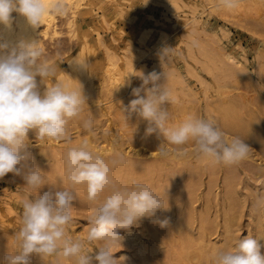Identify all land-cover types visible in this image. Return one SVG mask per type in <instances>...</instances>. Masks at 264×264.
I'll return each mask as SVG.
<instances>
[{
    "label": "rangeland",
    "instance_id": "1",
    "mask_svg": "<svg viewBox=\"0 0 264 264\" xmlns=\"http://www.w3.org/2000/svg\"><path fill=\"white\" fill-rule=\"evenodd\" d=\"M85 1H86L87 5H84L86 3H83L81 5L82 15L78 16V20L81 21L82 24L85 25L86 27H92V28L95 27V29H96V26H98L96 31L98 33H100L101 37L103 38L104 44H106V45L108 44L107 46L112 48L113 51H116L118 54L122 52L121 54L124 55V56L122 55L123 58H125V54H126V56H130L131 55V54L129 55L130 52L125 51V50H127L126 48L131 47V43L133 44L135 42L134 45H137V46L141 45L144 47L148 46L152 50L150 53L151 56L148 55L145 57V63H147V66L150 67L153 64L152 63L153 61L159 60L158 62L160 63V65L162 67L163 66L166 67V65L168 64L169 67L170 66L172 67V65L174 66L172 68V70H175V69L177 70L180 77L176 76L177 75L176 70L173 71V74L171 72V74H172V75L170 74L171 76L164 73L165 77L167 78L166 81L168 80L167 84L171 88L170 89L168 87V89H170V92L172 94L174 93L173 95L171 94L170 102L164 106L169 112V124L170 125L179 124L182 122L181 120H183L186 117V115L197 113L196 115L199 117L214 120L216 122V125L224 132L225 130L223 128H221V125L219 124V120L217 118V110H218L217 107H219L218 105H221L222 102H225L226 100L229 102L232 99H234V101L237 102L236 105L238 106V108L236 105H232L230 115H232V118L236 119V121H238L240 124L242 123V125H246L245 129H247V130H245L246 132L244 130H240L237 128V125H235V128H237L235 130H238V132L234 131V129H233L232 131L230 130L231 132L228 131V132H230L229 134L227 131H225L224 133L226 134L227 139H231L232 137L235 136V134L237 137L241 136L240 138L243 139L245 141V143L248 144L251 148L248 157L249 158L251 156L252 157L250 158L251 160L247 157L248 159L246 158L243 161L239 162L240 164L239 163L234 164L235 167H234V165H224L222 163L221 164H212L208 160L201 158V157H198L195 154L194 144L189 143L190 145L187 144V145L183 146L184 149L182 148L181 151H180V149H177V148L175 149V146L169 145L170 147L169 146L168 147H169L170 151L175 152V150H176V152H183V150H185V151H188L187 152L188 154H186L187 158L189 156L190 157L187 159L186 155H185V158H182L183 161H182V159H180L179 161H176V160L170 161L169 160V161H167V163H165L161 166L153 167L152 170H150V172H148V174L150 173V178L147 179L148 178L147 173H145L143 170H141V168L139 166H132L133 168L128 167V166H125V165H128V164H126V162H128V159H131V158H133L131 160H140V159L144 160L145 159L144 161L147 160V162H149V163H153L154 161H155V163L159 162L160 157L157 155H150L149 151L151 150V148H153V147L155 148V145H156V148L152 149L153 152H155L157 150V147L162 143L163 137L160 135L157 136L158 132H156L155 133L156 135L154 133L153 134L155 135V138L158 141L155 139L156 141L154 140L150 144H146L145 139H144L145 142H143L141 140L142 142L137 143L138 144L137 146H138V148L141 149L140 152L142 154H140V156L143 155V153H144V155L141 157L135 156V154L131 150V146H133V145H131V144H133L131 142H133L134 137L133 138H130V137H132L135 134V130L138 131L140 129L141 131L146 133V128L148 127L146 125L147 121H145L143 118L139 117L138 114H135V113L131 114L126 110L127 106L129 105V102L133 98H135L134 96H132L131 93L129 95L132 99L128 100V102L126 103L127 106L126 105L121 106V107L119 106L120 108H117V109L111 108V109L107 110L106 108H108L109 103L112 102V101H110L111 96L109 97V95H107V94H109L108 89H107L109 84L105 80V78L103 80V78H101L100 74L98 73V75L95 78V83L98 86H101V84L103 85L100 90L101 91L104 90V91H103V93L100 92V94H99V97L102 98V105H100V109L97 106H96V108L93 107V108L89 109L88 108L89 104H86L84 106V109H83L81 115L78 118H75V120L73 119L72 121L69 122L68 131H69V134L71 137L70 143L65 142V141H58V140L36 141L34 133H32V132L29 133V141L31 142L29 150H30L32 157H33V163L35 164V166H37L39 168L42 167L40 169H42V171L44 172V176H46V174L49 175V176L45 177V185H44V189H42V191H47L49 188H54L56 190H63L65 188H68L69 190H71L74 193L75 200L73 201V207L71 210L72 211V222L67 228L68 235L70 237H72L73 239L84 240L85 241V250L88 253H92V255H95L96 248L99 247L98 242H87L86 241V235H87L88 229L90 227L89 217L92 214V210L95 207V204H93L92 202H89L87 200V193L85 191L86 189H84L86 187L84 186V188H80L81 186H79V185L73 186V185L69 184L68 181H66V179H65L66 173L63 172L65 170L64 156H65V153L67 152V150L71 147L78 146L82 141H84L88 138L87 141H89L90 142L89 144H91V145H93V144H98V145L105 144L108 146L109 145L113 146L112 151L109 153L110 156H115V157L122 156L124 161L126 158L127 161H125L124 164H118L119 166L116 165L115 169H114V167L112 168V169H114V170H112V178L114 177L113 180L115 181V183L119 182L121 178L125 179V178L129 177V178L134 179V181L135 180L136 181L134 182L133 180L127 179V181L125 182L126 187H131L133 185V183H136L137 180H139L138 183L143 182L144 184H146L149 181L150 185H151V183H153L152 185H153V187L155 186V188L162 186V189L164 187L165 190L166 189L170 190L169 195H172V194L175 196L178 195L177 197H179V198L181 197V193L184 191L185 192L189 191L191 194L193 193L191 195V197H192L191 205L193 204L192 205L193 211L195 210L196 212H198L199 209L202 212L204 211L203 213L204 214L207 213L206 216L208 217V219L210 217L214 216L213 218L209 219V221L213 222V223L210 222V224H212L211 228L208 231H205V233H204L205 240L208 238L207 236H209V238L206 241L207 242L206 245L211 247V245L213 243L212 246H214V245L216 246V248H217L216 251H218V250H229L235 245V243L238 239L242 238L243 236H247V235L253 236L257 239L259 238L258 240L261 243V245H264V240H262V239L260 240L261 237L259 235L261 232L260 231L261 229H262V231H264V226H262V224H264V175H262V174H264V154H262V152H264V144H262V142H264V141H262V140H264V82H262V81H264V78H262V77H264V69L258 70L261 68L260 67L261 63H262V65H264V9H262V8H264V2H262V0H256L255 3L253 2L254 4H253V9L251 10V13L254 12L257 16H254L253 13L250 14L248 12L249 14L248 13L241 14V16L239 18L230 17L231 19H229V21H230L229 22L228 21L229 17H227V15L223 16L224 13H223L222 9H220V7H218V6H217L218 9L216 8V6H214V7L211 6V3L207 2L208 0H204V1L203 0H185L184 3H186V5H183V6L181 5V3L184 0H182V1H179V0H147V3H146V0H132V1L131 0H85ZM121 1H123V2H121ZM171 1H173V3L176 1V5H175V3H174V5L177 8H174V5H171V4H173V3H171ZM191 1H192V3H191ZM249 1H253V0H249ZM257 1H260V3H258ZM95 2H96V4H95ZM193 4H195V5H193ZM209 4L211 7H209ZM181 6H182V8H181ZM184 6H187V7H184ZM259 6L262 10L259 8ZM189 7H190V9H189ZM192 7L195 8L196 10H192L191 9ZM213 9L214 10L216 9L217 11L216 10L214 11ZM124 10H126V11H124ZM259 10H261V13ZM96 15H98V16H96ZM101 15L102 16L104 15V18H105L104 20L100 19V17H102ZM167 16L169 18H167ZM192 16L195 19H193ZM96 17H98L99 19H97ZM106 18H108L110 20H108ZM176 18H178L179 20ZM96 19H97V21H96ZM174 19H175V21H173ZM196 19L199 21H197ZM93 20H95V21H93ZM194 20L196 22H194ZM237 21H239L241 24ZM97 22H99L100 25ZM173 24L175 27L173 26ZM176 24H178V25H176ZM194 24L197 25V28L193 26L194 28H196L195 30L192 28V25H194ZM190 25H191V27H189ZM105 26H106V29H105ZM200 26H204L203 27L204 29H202V27L200 28ZM107 27H108V29H107ZM176 27L177 28L179 27L180 29H177ZM183 27H186V28L189 27L188 28L189 31H188V29H186V28L184 29ZM181 28H183V30ZM191 28H192V30H191ZM199 28H200V30L201 29L202 30L199 31L198 30ZM221 28H222V30H221ZM110 29H114V30H110ZM121 29H123V30H121ZM223 29L226 32H224ZM57 30L59 33L55 36L54 39H52V40L45 39V41L43 42L44 44L42 46V56H41L42 58H40V59L41 60H47V61L53 60V62H55L60 67L66 68L67 64L64 60L65 56L70 52L75 53L79 45L76 41L77 39L69 38L68 32L66 33L67 27L65 25V18L58 17ZM193 30H194V32L197 30V32L199 31V33L204 30L206 32L204 37H205V39H208V40H204V37L202 34L204 31L202 33H200V35H199V33L195 34L194 32H191ZM102 31H103V33H101ZM188 32H190L192 34L189 33L190 34L189 35ZM223 32H224V35H223ZM90 33L91 34L93 33L92 35H94L96 32L95 31L92 32V30H91ZM111 33L113 34V36ZM183 33H185V34L187 33V34L184 36ZM207 33H210L212 35H210V34L207 35ZM197 35H199V36H197ZM194 36H196L197 40L194 38ZM209 36H210V38H208ZM114 37L116 39L120 38V40L116 41ZM198 38L200 40H198ZM127 39H128V42H127ZM191 39L192 40L195 39V41H197L199 44L200 43L203 44L202 45L203 47L201 46L203 49H205L204 45L206 47H208V45H209L208 49L211 52V54H212V51H213V53L215 52V50H213V48H217V49L218 48H220V49L224 48L225 51L231 52V54H233L236 58L240 59V61L243 62V64L246 66V68H248L247 69L248 73H250L249 74L250 75V82L252 81L250 83L252 85H249L250 90L246 87V89H243V91L241 90L242 94H239L238 90L236 91V89H234V87L233 88L232 87L231 88H225L226 86H224V88H222V84L219 81H217V84L214 83V82H216L215 78H217V77L215 76V78H213L215 80H213L212 77L214 75L210 77L211 73L208 74L207 73L208 71H204L203 68L205 66L200 63V60H198V61L196 60L198 58H200V59L204 58V57H202V55H200L201 51L200 52L198 51V48H200L201 44L199 45L198 43L192 41ZM184 40H186V41H184ZM187 42H190V44ZM71 45H73V46H71ZM188 45H190V47L193 48L194 53H193V51H191L190 53H192L193 55L195 54L194 57H192V60L194 62L197 61V63H194L192 60H190L191 56L187 55V54H189V53H187V52H189L188 48L191 49ZM43 47L46 50H43L44 49ZM123 48H125L124 51H123ZM164 48H171V50H170L169 54L167 55V57H165L163 59V62H162V60H161V58H159V56H161L160 52H162V50ZM68 49H70V50H68ZM208 49H206V50H208ZM67 50H68V53H67ZM91 50L87 49V51L86 50L84 51L85 53L82 54L84 56V58H86V59H88L90 57L91 58H93V57L98 58L99 56L102 55L101 57H103V55H104L103 45L94 44L93 49H91ZM94 50L96 53L94 52ZM153 51H154L155 55L153 54ZM197 52H199L200 56L198 55ZM121 54H119V55H121ZM215 54L216 53H214V55ZM97 55H99V56H97ZM87 56H89V57H87ZM155 56H158V57H155ZM195 56L197 58H195ZM167 58H169L170 60H168ZM98 59H100V57ZM257 61H258V64H257ZM187 62L189 63V65H187L188 64ZM200 64L203 65L204 67L199 66ZM188 66L189 67L192 66L194 68V70L192 69V71H191V72L194 71L195 72L194 74H192L191 72L187 73L188 71H190V68ZM170 68H169V70H170ZM256 68H258V69H256ZM262 68H264V66H262ZM185 69H187V70H185ZM150 72H152V70L148 69V70H146V72L144 71L143 74L146 75ZM257 72H259V73L262 72V73L259 74ZM140 73H142V72H140ZM77 74H79V73H77ZM69 75H74V74L70 73ZM139 75H141V74H139V72L134 75V82H135V83H133V86L135 85L134 87H136V85H137V87H139L140 84L142 83L141 79L139 78ZM77 76L81 77V75H77ZM77 76L74 75V78H72V81H77ZM80 77H79V80H81ZM176 77H179L182 81L184 80L183 85H184V87L186 86V89L191 88L194 91L193 92L191 90V92H193L195 94L194 95V98H195L194 101L188 100V97L184 94V91L181 90V88H179L180 84L176 83L177 82ZM138 78H139V80H138ZM196 79H198V80H196ZM200 79H203V80L205 79L207 81V83H205V80H204L205 86L202 84L203 80L200 81ZM206 85L208 87V88H206L207 90L204 89L206 87ZM106 86H107V88H105ZM102 88H105V89H102ZM200 88H202V89H200ZM215 88H217V89H215ZM175 89H177V91L179 93ZM172 90H173V92H172ZM180 90L182 91V93H180ZM222 90L229 91L228 93L230 95L227 96L228 94ZM244 90L247 93H245ZM130 91H132V89H130ZM221 91L223 93H221ZM105 92H107V93L105 94ZM203 92H204V94H203ZM243 92H244V95H243ZM176 93L178 94V96ZM231 93L233 96L231 95ZM201 94H203V97ZM216 94H218V95H216ZM247 94H249L248 95L249 97L247 96ZM237 95L239 97L243 95L244 97H242L243 99L242 98L240 99L238 97L239 98L238 99ZM212 96H214V97H212ZM230 96H232V97H230ZM207 97L209 99H206ZM175 98H176V100H175ZM185 98H186V100H185ZM196 98H197V100H196ZM213 98L215 100H213ZM223 98L225 99V101ZM236 98H237V100H236ZM203 99H205V100H203ZM221 99H223V100H221ZM88 100H89V97L86 98V102ZM183 100H184V102H183ZM187 101H188V103H187ZM204 101H206V102H204ZM244 101H246V102H244ZM104 104H106V105H104ZM197 104H198V106H197ZM183 106H184V108H183ZM210 106L211 107L213 106V108L215 109L214 112H213V108H210ZM196 107H198V108L196 109ZM205 107H206V111H205ZM193 108L195 109V111H193ZM88 109H89V111H88ZM92 109H93V111H92ZM198 109H199V111H198ZM182 111H183V113H182ZM187 111H188V113H186ZM234 111L236 112V114L239 113L236 118H235L236 114L234 115V113H235ZM249 111L251 113H249ZM112 113H114V114L112 115ZM98 114H100V115H98ZM131 115H133V116H131ZM248 115H250V116L248 117ZM118 117H120V118H118ZM251 117H253V118H251ZM89 118H91L94 122L93 123V129L91 131H86L82 125H83L84 120L89 119ZM97 119H99L100 121ZM129 119H131V120H129ZM256 119H258V120H256ZM132 120L134 122H130ZM241 120H242V122H241ZM115 121H118V122H115ZM254 121H256V122H254ZM144 122H145V125L147 127L143 124ZM247 122H248V124H246ZM119 124H121L122 126ZM134 124H135V126H134ZM131 125H132L133 129L131 128ZM238 127H240V126L238 125ZM128 130L131 132H129ZM257 132H259V133H257ZM250 133H251V135H250ZM129 134H131V135H129ZM249 135H250V137H249ZM257 136H259V137L262 136V137H260L261 138V144H259L260 138L258 139ZM255 138H257L258 140ZM74 140H76L77 142ZM126 141H128L129 143ZM36 144H38V145H36ZM40 144H41V147H40ZM258 145H260L261 147H259ZM44 146H45V148H44ZM52 147H54V149ZM64 147H65V149H64ZM62 148H63V150H62ZM156 153H158V152H156ZM113 154H115V155H113ZM200 158L202 160H200ZM156 160H158V161H156ZM199 161H200V163H199ZM256 161H257V164H256ZM206 164H207V166H206ZM248 164L251 166H249ZM259 164H260V166H259ZM176 165H178L179 168ZM188 165H190L192 167L194 166L193 169H196V170L192 169L191 173L189 171H185L186 168L188 170V167H190ZM211 165L213 166L212 168H210ZM228 166H229V169H227ZM256 166L259 168H256ZM137 168L139 169V170H137L138 173L136 171ZM122 169L125 171H123ZM165 170L167 171V173L165 172ZM202 170H203V172H202ZM259 171H261V172H259ZM156 172H158V173H156ZM151 173H153L152 174L153 177H151L152 176ZM210 173H212L214 175H211ZM233 173H234V176H233ZM54 174H56V175H54ZM154 174H155V176H154ZM52 175H54V176H52ZM171 175H173L175 177H173V176L171 177ZM50 176H52V177H50ZM139 176H140V178H139ZM228 176H229V178H227ZM231 177H233V178H231ZM116 178H118L117 179L118 181L116 180ZM183 178L184 179L186 178L187 180L186 179L184 180ZM154 179H156V180L154 181ZM199 179H200V182H199ZM228 179H229V181H228ZM62 180H63V182L61 183ZM170 181H172V182L170 183ZM186 181L190 185H188V184L186 185ZM223 181L225 182V184ZM233 181H234V183H233ZM167 182H169V183H167ZM173 182H175V183H173ZM184 182H185V184H184ZM197 182H199V185L197 184ZM23 184H25V181L23 180L22 176H17V175H14L12 173H8L3 178H0V232H1V234H0L1 235V238H0L1 239L0 240V244H1L0 245V264H5V257L9 253L15 252L16 247H17L16 244L18 242L15 239V234L21 226V223H19V222L21 221L22 199H23V197L22 198L18 197V195H19L18 191L21 188H23L25 190V185H23ZM174 184H175V187H174ZM227 184H229L233 188V190H234L233 192L235 193L236 200L240 198L239 201H240V205H241L240 206L239 202H237V205H236L235 210H234V216L232 218L233 221H231V223H232V225H231L232 229H231V233H230V235H232L231 237H230V235L228 237V234H226V231H225V227H222V225L224 226V223H225L224 221L226 220V218L230 214V213H228V215H227L225 212V209H224V207L227 205V200H228L227 195L224 193V189H226L225 186H227ZM147 185L149 186V183ZM177 186L179 188H177ZM183 186L185 189L183 188ZM186 187H190L191 189L188 188V190H187ZM79 189H83V191L82 190L79 191ZM180 189H182V190H180ZM173 190H175V191H173ZM247 190H248V192H247ZM39 191L40 190H33L31 192H27V195H37L39 193ZM177 191H179L180 193ZM206 191H208V192H206ZM15 192H17L18 194ZM107 193L105 192L104 194L107 195ZM178 193L180 194V196ZM203 193L205 196L203 195ZM104 194L99 197L97 203L103 201L102 199L105 196ZM4 196H6V197H4ZM194 199H196L197 202ZM204 201L206 202V204ZM221 203L223 204V206ZM205 205H206V207H205ZM208 207H209V209H208ZM210 208H211V210H210ZM214 211H215V213H214ZM221 211H222V213H221ZM213 219H215V220L213 221ZM261 219H262V221H261ZM149 220L150 219H148V218H145V220L142 219L141 222H139L136 226L132 227L131 230L127 231V232H124L126 230H118L119 234L123 237V239L121 241L122 249L120 250V245H116L113 248V251L117 252V253H115V256L117 258L121 257L120 264H137V263L138 264H149V263L150 264L151 263L152 264H158V263L159 264H174V263L175 264H201L200 261H198V260L195 261L196 258H193L194 260L191 259L190 261H187V262H181V261L174 260V259L171 260L170 257L160 255V254L164 253V251H165L164 248L167 247L166 249L168 250V249H170V247L171 248L176 247V245L178 244V241L175 238L174 234H170V232L167 235L168 237L161 238V240H162L161 243H160V241H157V240L155 241L154 237H153L154 240L151 239L152 238L151 236H153L152 234L154 233V229L152 227V223ZM217 220H218V222H217ZM254 223H256V224H254ZM145 224H146V226H145ZM251 224H252V226H251ZM191 225L193 226V227L191 226L193 233L195 231L201 233V229L198 228L197 220L194 219V221H192ZM214 226H215V228H214ZM146 227H147V229H146ZM257 227H259V228H257ZM211 229H213V230H211ZM131 233H132V235H131ZM224 235H226V236H224ZM5 236H6V238H5ZM11 237H13V238H11ZM127 237H130V238H127ZM137 238L139 239V241ZM145 239H146V243H148L147 241L149 240V244L151 243L150 247L152 249L155 248V250L154 249H153V251L150 250L151 252L147 251L148 255L145 256L146 258H143L144 255H142V253L139 252V249H140L139 246H141L140 244L143 243V241L145 242ZM13 240H15V241H13ZM139 242H141V243L139 244ZM165 242H166V244H165ZM157 243H158V245H157ZM216 243H217V245H216ZM197 245L199 246V244H197ZM197 245H193V247H195V248H191V249H196V248L197 249L194 251L191 250L190 252H193V253L196 252L200 248V247L198 248ZM158 246H160V247H158ZM162 249H163V252H161ZM193 253H189V254H193ZM261 253L264 254V247L261 248ZM149 254H150V256H149ZM33 256L34 255H32L30 257V264H75L74 260H67V259L63 258L62 256H57V255L47 257V258H45V261L42 260L38 255H35L36 257L35 256L33 257ZM123 257L125 258L124 262H123ZM140 257H141V259H140ZM165 257H166V259H165ZM147 259H149L151 261H149ZM143 261H145V263ZM165 261H167V262L165 263ZM179 262H181V263H179ZM211 263L215 264V261H211L210 264Z\"/></svg>",
    "mask_w": 264,
    "mask_h": 264
},
{
    "label": "clouds",
    "instance_id": "2",
    "mask_svg": "<svg viewBox=\"0 0 264 264\" xmlns=\"http://www.w3.org/2000/svg\"><path fill=\"white\" fill-rule=\"evenodd\" d=\"M220 4L232 11L239 6V0H220ZM50 10L62 14L65 5L62 0L53 4H46L45 0H0V25L11 31L12 14L17 13L28 26L37 29ZM170 50H162L161 60ZM41 56L38 42L22 39L12 44L0 34V178L13 173L22 176L26 192L40 190L37 195H28L22 200L21 226L15 234L17 247L5 257V264H30L32 255L44 261L57 255L74 260L75 264H120L121 257L117 258V252L113 251L116 245L122 249L123 237L118 230L130 231L142 219L153 218L168 206L147 184L118 186L112 178V168L123 164V157L105 160L84 140L65 153V173L69 184L86 187L87 200L95 204L86 235L87 242L99 244L95 255L85 250L84 240L68 235L74 193L68 188L42 191L45 176L33 163L29 133H34L36 141L70 143L69 122L81 115L86 97L80 83L76 88H69L58 82L41 93L37 78L44 82L54 78L57 71L54 64L41 60ZM72 64L88 70L87 62ZM139 78L142 83L132 88L135 98L126 110L148 122L146 135L158 132L163 137L156 150L161 156L168 155L169 145L182 149L192 143L195 154L212 164L234 165L248 157L250 146L237 136L228 140L214 120L189 114L181 123L170 125L169 112L164 107L171 98L164 83L165 74L152 71L146 75L141 73ZM82 126L91 131L93 120H84ZM106 191L103 201L97 203ZM168 223L167 219L161 220L160 226ZM262 247L257 238L243 236L231 249L218 250L214 261L215 264H264Z\"/></svg>",
    "mask_w": 264,
    "mask_h": 264
},
{
    "label": "bare ground",
    "instance_id": "3",
    "mask_svg": "<svg viewBox=\"0 0 264 264\" xmlns=\"http://www.w3.org/2000/svg\"><path fill=\"white\" fill-rule=\"evenodd\" d=\"M132 1V0H131ZM179 1H182V0H179ZM204 1V0H203ZM56 2V0H45V3L46 4H53V3H55ZM62 2H63V4L65 5V11L61 14V13H56V12H54V11H49L46 15H45V17L43 18V20H42V22H41V26L39 27V28H37V29H32L30 26H28L27 24H26V22L24 21V19L21 17V16H19V14H17V13H13L12 14V16H13V18H14V20H13V24H12V30L11 31H8L7 29H4V27L2 26V25H0V34H2L3 35V39L5 40V41H8V42H11L12 44H16V43H18L20 40H26V41H36V42H38V47H39V49L41 50V52H42V46H43V42L45 41V39H50V40H52V39H54L55 38V36L59 33L58 32V30H57V20H58V17H61V18H65V25H66V27H67V31H66V33L68 32V34H69V38H74V39H77L76 41H77V43H78V48H77V50H76V52L75 53H72V52H70V53H68V50H70V49H68L67 50V55L65 56V58H64V60H65V62H66V64H67V66H66V68H63V67H60L59 65H57L55 62H53V60H51V61H49L50 63H52V64H54L55 66H56V69H57V71H56V75H55V77L54 78H48L47 80H45L44 82H42L41 80H40V78L38 77L37 78V80H38V84H39V89H40V91H41V93H43V91H44V89L47 87V86H53L55 83H58V82H62L63 84H65L66 86H68L69 88H76V87H78V85H79V83L82 85V88H83V93H84V95H85V97L87 98V97H89V100L86 102V104H89V106H88V108L89 109H91V108H96V106L100 109V105H102V98H100L99 97V94H100V92H102L103 93V91L104 90H100L101 89V87L103 86L102 84H101V86H98L96 83H95V78H96V76L98 75V73L100 74V76H101V78H103V80H104V78H105V80L108 82V88H107V86L105 87V88H107L108 89V93L109 94H107V95H109V97L111 96V99H110V101H112L111 103H109V105H108V108H106L107 110L108 109H111V108H114V109H117V108H120L121 106H125L126 105V103L128 102V100H130V99H132L131 97H130V93H132V91H130V89H132L134 86H133V83H135L134 82V75L136 74V73H138L139 72V74H141L140 72H146V70H148V69H150V70H152V71H155V72H157V73H165V74H167V75H170L171 74V72H172V74H173V71H175V70H172V68L174 67L173 65H172V67L170 68L169 66H168V64L166 65V67L165 66H161L160 65V63L157 61V60H155V61H153L152 63V65L149 67V66H147V63H145V57L146 56H148V55H150V53H151V49L149 48H147V47H144V46H137V45H134V43L132 44L131 43V47H129V48H126L127 50H125V51H128V52H130L129 53V55L130 56H126V54H125V58H123V54H121V53H119V54H121V55H119L116 51H113L112 50V48H110V47H108L106 44H104V42H103V38L101 37V35H100V33H98L97 31H96V29H97V27L98 26H96V29H95V27H86L85 25H83L82 24V22L81 21H79L78 20V16H81L82 15V9H81V5L83 4V3H86V1L85 0H62ZM105 2V1H104ZM121 2H123V1H121ZM185 2V0L181 3V5L183 6V5H186V3H184ZM208 3H211V6H216V8L218 9V7H220V9H222V11H223V16H225V15H227V17H229L228 18V21H229V19H231L230 17H232V18H239L240 16H241V14H245V13H250V14H252L253 13V15L254 16H257L254 12H252L251 13V10L253 9V4L256 2V0H253V1H247V0H239V6L235 9V10H232V11H228V10H225L222 6H221V4H220V0H208L207 1ZM254 2V3H253ZM258 3H260V1H257ZM262 2H264V0H262ZM102 3V2H101ZM171 3H173V1H171ZM175 3V5H176V1L174 2ZM174 3L173 4H171V5H174ZM191 3H192V1H191ZM95 4H96V2H95ZM161 4V3H160ZM178 4V3H177ZM189 4V3H188ZM187 4V5H188ZM84 5H87V3L86 4H84ZM103 5V4H102ZM175 5H174V8H177V7H175ZM193 5H195V4H193ZM192 5V6H193ZM208 5V4H207ZM261 5V4H260ZM99 6V5H98ZM178 6V5H177ZM182 6H181V8H182ZM199 6V5H198ZM210 6V4H209V7H211ZM218 6V7H217ZM105 7V6H104ZM108 7V6H107ZM121 7V6H120ZM180 7V6H179ZM184 7H187V6H184ZM200 7V6H199ZM208 7V8H209ZM262 7V6H261ZM122 8V7H121ZM170 8V7H169ZM201 8V7H200ZM259 8H260V6H259ZM91 9V8H90ZM109 9V8H108ZM171 9V8H170ZM189 9H190V7H189ZM192 10H196L195 8H191ZM212 9V8H211ZM261 9V8H260ZM262 9H264V8H262ZM261 9V10H262ZM214 10V9H213ZM216 10V9H215ZM214 10V11H215ZM261 10H259L260 11V13H261ZM124 11H126V10H124ZM204 11V10H203ZM217 11V10H216ZM170 12V11H169ZM191 12V11H190ZM193 12V11H192ZM200 12V11H199ZM198 13V12H197ZM196 13V14H197ZM248 13V14H249ZM98 14V13H97ZM102 14V13H101ZM193 14V13H192ZM199 14V13H198ZM150 15V14H149ZM171 15V14H170ZM173 15V14H172ZM252 15V16H253ZM92 16V15H91ZM96 16H98V15H96ZM102 16V15H101ZM177 16V15H176ZM186 16V15H185ZM250 16V15H249ZM261 16V15H260ZM86 17V16H85ZM182 17V16H181ZM187 17V16H186ZM195 17V16H194ZM220 17V16H219ZM97 19H99L98 17H96ZM167 18H169L168 16H167ZM188 18V17H187ZM192 18H193V16H192ZM225 18V17H224ZM97 19H96V21H97ZM100 19H102V20H104L105 18H104V15L102 16V17H100ZM106 19H108V18H106ZM171 19V18H170ZM176 19H178V18H176ZM193 19H195V18H193ZM243 19V18H242ZM64 20V19H63ZM101 20V21H102ZM108 20H110V19H108ZM124 20V19H123ZM179 20V19H178ZM181 20V19H180ZM197 20V19H196ZM93 21H95V20H93ZM100 21V22H101ZM171 21V20H170ZM173 21H175V19L173 20ZM177 21V20H176ZM197 21H199V20H197ZM242 21V20H241ZM85 22V21H84ZM181 22V21H180ZM187 22V21H186ZM194 22H196L195 20H194ZM230 22V21H229ZM232 22V21H231ZM237 22H239V21H237ZM243 22V21H242ZM64 23V22H63ZM97 23H99V22H97ZM109 23V22H108ZM116 23V22H115ZM172 23V22H171ZM175 23V22H174ZM240 23V22H239ZM92 24V23H91ZM241 24V23H240ZM256 24V23H255ZM98 25V24H97ZM99 25H100V23H99ZM107 25V24H106ZM114 25V24H113ZM176 25H178V24H176ZM180 25V24H179ZM184 25V24H183ZM187 25V24H186ZM90 26V25H89ZM93 26V25H92ZM95 26V25H94ZM173 26H174V24H173ZM196 27L197 28V25L196 24H194V25H192V28L195 30L196 28H194V27ZM102 27V26H101ZM110 27V26H109ZM175 27V26H174ZM189 27H191V25L189 26ZM188 27V28H189ZM202 27V29H204L203 27L204 26H200V28ZM103 28V27H102ZM114 28V27H113ZM124 28V27H123ZM177 28V27H176ZM184 29L186 28V27H183ZM183 28H181L182 30H183ZM188 28H186V29H188ZM192 28H191V30H192ZM200 28L198 29L199 31H201L200 30ZM105 29H106V26H105ZM107 29H108V27H107ZM177 29H180L179 27L177 28ZM92 30V32L93 31H95L96 33L94 34V35H92L91 33H90V31ZM110 30H114V29H110ZM121 30H123V29H121ZM194 30L193 31H191V32H194ZM220 30V29H219ZM221 30H222V28H221ZM99 31V30H98ZM186 31V30H185ZM188 31H189V29H188ZM199 31L197 32V30L194 32L195 34H198L199 33ZM204 31V30H203ZM202 31V32H203ZM223 31H224V29H223ZM125 32V31H124ZM150 32V31H149ZM183 32V31H182ZM202 32H200V33H202ZM205 32V31H204ZM202 33L203 34V37H204V35L206 34V32L205 33ZM208 32V31H207ZM224 32H226V31H224ZM224 32H223V35H224ZM101 33H103V31L101 32ZM190 32H188V34H189ZM193 33V34H194ZM200 33H199V35H200ZM97 34V35H96ZM112 34V33H111ZM127 34V33H126ZM184 34V36L187 34H185V33H183ZM182 34V35H183ZM190 34H192V33H190ZM189 34V35H190ZM210 33H207V35H209ZM215 34V33H214ZM226 34V33H225ZM119 35V34H118ZM199 35H197V36H199ZM206 35V36H207ZM210 35H212V34H210ZM112 36H113V34H112ZM132 36V35H131ZM121 37V36H120ZM187 37V36H186ZM202 37V36H201ZM113 38V37H112ZM115 38V37H114ZM188 38V37H187ZM193 38V37H192ZM194 38L196 39V36H194ZM207 38V37H206ZM208 38H210V36L208 37ZM217 38V37H216ZM73 39V40H74ZM129 39V38H128ZM128 39H127V42H128ZM195 39H191L192 41H194V42H196V43H198L197 41H195ZM202 39V38H201ZM115 40L117 41V40H120V38H118V39H116L115 38ZM197 40V39H196ZM198 40H200L199 38H198ZM203 40V39H202ZM204 40H208V39H205V37H204ZM203 40V41H204ZM75 41V40H74ZM132 41V40H131ZM184 41H186V40H184ZM215 41V40H214ZM219 41V40H218ZM181 42V41H180ZM206 42V41H205ZM187 43H189L190 44V42H187ZM193 43V42H192ZM204 43V42H203ZM208 43V42H207ZM74 44V43H73ZM94 44H99V45H103V48H104V55H103V57H101V56H99V55H97V56H99L100 57V59H98L97 57H93V58H88V59H86V58H84V56L82 55L83 53H85L84 51L86 50L87 51V49L88 50H91V49H93V46H94ZM129 44V43H128ZM140 44V43H139ZM194 44V43H193ZM199 44V43H198ZM201 44V43H200ZM199 44V45H200ZM110 45V44H109ZM112 45V44H111ZM203 44H201L200 45V48H198V51L201 53L200 55H202V57H204L202 60L200 59V58H198V59H196L197 61L198 60H200V63L201 64H203V65H199V66H201V67H204L203 68V70L204 71H208L207 73L208 74H210V77L211 76H213L212 77V79L213 78H215V76L217 77V78H215V79H213V80H215L216 82H214V83H216L217 84V81H219L221 84H222V88H224V86H226L225 88H233L234 87V89H236V91L238 90V93L239 94H242L241 92L243 91V89H246V87L249 89V85H252V84H250L251 82H250V73H248V71H247V69L248 68H246V66L243 64V62L242 61H240V59H238V58H236L233 54H231V52H227V51H225L224 50V48L221 50L220 48H213V50H215V52L214 53H216L215 55H214V53H213V51H212V54H211V52L209 51V49H208V47H209V45H208V47H206L205 45H204V47H205V49H203L202 46ZM213 45V44H212ZM218 45V44H217ZM71 46H73V45H71ZM189 47H190V45H188ZM187 46V47H188ZM202 46V47H201ZM219 46V45H218ZM217 46V47H218ZM70 47V46H69ZM102 47V46H101ZM199 47V46H198ZM212 47V46H211ZM216 47V46H215ZM44 48V47H43ZM71 48V47H70ZM73 48V47H72ZM125 48H123V51H124V49ZM162 48V47H161ZM191 48V47H190ZM202 48V49H201ZM206 49H208V50H206ZM211 49V48H210ZM217 49V50H216ZM43 50H46L45 48L43 49ZM96 50V49H95ZM95 50H94V52H95ZM196 50V49H195ZM212 50V49H211ZM92 51V50H91ZM188 51L189 52H187V53H189V54H187L188 56H191L190 58V60H192V57H194V55L192 54V53H190L191 51H193V48H191V49H189L188 48ZM197 51V50H196ZM66 52V51H65ZM199 52H197L198 53V55H199ZM46 53V52H45ZM96 53V52H95ZM98 53V52H97ZM126 53V52H125ZM161 53V52H160ZM193 53H194V51H193ZM66 54V53H65ZM93 54V53H92ZM99 54V53H98ZM153 54H154V51H153ZM193 56H192V55ZM123 55V56H122ZM155 55V54H154ZM153 55V56H154ZM199 55V56H200ZM151 56V55H150ZM149 56V57H150ZM243 56V55H242ZM262 56V55H261ZM87 57H89V56H87ZM155 57H158V56H155ZM241 57V56H240ZM256 57V56H255ZM42 58V57H41ZM159 58H160V56H159ZM195 58H197L196 56H195ZM125 59V60H124ZM156 59V58H155ZM158 59V58H157ZM168 60H170L169 58H167ZM245 59V58H244ZM243 59V60H244ZM258 59V58H257ZM261 59V58H260ZM61 60V59H60ZM195 60V59H194ZM75 61H81V62H87V64H88V70H85V69H82V68H80V67H78V66H76V65H74V64H72V62H75ZM161 61V60H160ZM193 61V60H192ZM197 61L196 62H194V63H197ZM203 63H202V62ZM246 61V60H245ZM259 61V60H258ZM258 61H257V64H258ZM162 62H163V60H162ZM186 62V61H185ZM64 63V62H63ZM188 63V62H187ZM186 63V64H187ZM199 63V62H198ZM165 64V63H164ZM187 65H189V63L187 64ZM186 65V66H187ZM261 65H262V63H261ZM260 65V69H258V68H256V69H258V70H261V69H264V68H262V66H264V65H262L261 66ZM170 68V70H169V68ZM189 67V66H188ZM192 67V66H191ZM189 67L190 68V71H186L187 73H189V72H191L192 71V69L194 70V68L192 67ZM186 68V67H185ZM255 69V68H254ZM185 70H187V69H185ZM257 70V71H258ZM176 72H177V70H176ZM74 74V75H81V77L80 76H77V81H72V78H74V75H69V74ZM77 73H79V74H77ZM192 74H194L195 72L193 71V72H191ZM206 73V74H207ZM257 73H259V72H257ZM262 73V72H261ZM261 73H259V74H261ZM171 74V75H172ZM258 74V75H259ZM166 75V76H167ZM170 75V76H171ZM196 75V74H195ZM256 75V74H255ZM175 76V75H174ZM176 76H179V74H178V72H177V75ZM198 76V75H197ZM261 76V75H260ZM79 77H80V79L81 80H79ZM180 77V76H179ZM179 77H176V83H179L180 84V86H179V88H181V90H183L184 91V94L188 97V100H192V101H194V91L191 89V88H188V89H186V86L184 87V80L182 81ZM196 77V76H195ZM201 77V76H200ZM182 78V77H181ZM262 78H264V77H262ZM137 79V78H136ZM167 79V78H166ZM166 79H165V81H164V83H165V85H166V87L168 88L169 86H168V84H167V81H166ZM175 79V78H174ZM173 79V80H174ZM183 79V78H182ZM79 80V81H78ZM138 80H139V78H138ZM196 80H198V79H196ZM201 80H203V79H200V81ZM205 80V79H204ZM204 80L202 81V84L205 86V83H207V81L205 80V83H204ZM221 80V81H220ZM252 80V79H251ZM102 81V80H101ZM136 81V80H135ZM256 81V80H255ZM100 82V81H99ZM103 82V81H102ZM138 82V81H137ZM174 82V81H173ZM199 82V81H198ZM262 82H264V81H262ZM201 83V82H200ZM129 84H130V86H129ZM187 84V83H186ZM201 84V85H202ZM209 84V83H208ZM207 84V85H208ZM257 84V83H256ZM170 85V84H169ZM173 85V84H172ZM207 85H206V87L204 88L205 90H207L206 88H208L207 87ZM213 85V84H212ZM174 86V85H173ZM188 86V85H187ZM262 86V85H261ZM136 87H137V85H136ZM172 87V86H171ZM189 87V86H188ZM214 87V86H213ZM105 88H102V89H105ZM135 88V87H134ZM170 88V87H169ZM106 89V90H107ZM171 89V88H170ZM169 89V90H170ZM190 89V90H189ZM200 89H202V88H200ZM215 89H217V88H215ZM253 89V88H252ZM176 91H177V89H175ZM180 90V93H182V91ZM191 90L193 91V92H191ZM242 90V91H241ZM250 90V89H249ZM175 91V92H176ZM217 91V90H216ZM222 91H224V90H222ZM221 91V93H223ZM245 91V90H244ZM252 91V90H251ZM172 92H173V90H172ZM178 92V91H177ZM186 92V93H185ZM207 92V91H206ZM205 92V93H206ZM224 92H226L228 95L227 96H229L230 94L228 93L229 91H227V90H225ZM231 92V91H230ZM254 92V91H253ZM252 92V93H253ZM107 92H105V94H106ZM171 93V92H170ZM179 93V92H178ZM245 93H247L246 91H245ZM172 94V93H171ZM174 94V93H173ZM172 94V95H173ZM177 94V93H176ZM203 94H204V92H203ZM203 94H201L202 95V97H203ZM236 94V93H235ZM183 95V94H182ZM181 95V96H182ZM216 95H218V94H216ZM220 95V94H219ZM222 95V94H221ZM231 95H232V93H231ZM243 95H244V92H243ZM238 96L237 95V98L239 97L240 99L242 98V97H244V96ZM249 94H247V96H248ZM175 96V95H174ZM177 96H178V94H177ZM185 96V97H186ZM207 96V95H206ZM233 96V95H232ZM232 96H230V97H232ZM235 96V95H234ZM251 96V95H250ZM108 97V96H107ZM176 97V96H175ZM184 97V96H183ZM197 97V96H196ZM205 97V96H204ZM211 97V96H210ZM212 97H214V96H212ZM225 97V96H224ZM249 97V96H248ZM177 98V97H176ZM176 98H175V100H176ZM237 98H236V100H237ZM238 98V99H239ZM247 98V97H246ZM134 99V98H133ZM180 99V98H179ZM183 99V98H182ZM206 99H209L208 97L206 98ZM224 99V98H223ZM223 99H221V100H223ZM243 99V98H242ZM254 99V98H253ZM258 99V98H257ZM174 100V99H173ZM174 100V101H175ZM185 100H186V98H185ZM196 100H197V98H196ZM195 100V101H196ZM203 100H205V99H203ZM213 100H215L214 98H213ZM220 100V101H221ZM231 100V99H230ZM245 100V99H244ZM108 101V100H107ZM208 101V100H207ZM218 101V100H217ZM224 101H225V99H224ZM227 101V100H226ZM222 102V104L221 105H218L219 107H217L218 108V110H217V118H218V120H219V124L221 125V128H223L225 131H232L233 129H234V131H237L238 132V130H235V129H240V130H247V129H245L246 128V125H242V123L240 124L238 121H236V119H234V118H232V115H230V111H231V106L232 105H236V101H234V99H232L231 101H227V102ZM239 101V100H238ZM249 101V100H248ZM105 102V101H104ZM182 102V101H181ZM183 102H184V100H183ZM197 102V101H196ZM195 102V103H196ZM204 102H206V101H204ZM244 102H246V101H244ZM260 102V101H259ZM119 103V104H118ZM186 103V102H185ZM187 103H188V101H187ZM209 103V102H208ZM217 103V102H216ZM182 104V103H181ZM192 104V103H191ZM212 104V103H211ZM210 104V105H211ZM219 104V103H218ZM246 104V103H245ZM104 105H106V104H104ZM177 105V104H176ZM184 105V104H183ZM186 105V104H185ZM216 105V104H215ZM247 105V104H246ZM256 105V104H255ZM120 106V107H119ZM127 106V105H126ZM197 106H198V104H197ZM237 106V105H236ZM235 106V107H236ZM106 107V106H105ZM179 107V106H178ZM193 107V106H192ZM244 107V106H243ZM124 108V107H123ZM183 108H184V106H183ZM187 108V107H186ZM198 107H196V109H197ZM210 108H213V106L211 107L210 106ZM237 108H238V106H237ZM236 108V109H237ZM248 108V107H247ZM262 108V107H261ZM89 109H88V111H89ZM252 109V108H251ZM87 110V109H86ZM97 110V109H96ZM92 111H93V109H92ZM193 111H195V109L193 108ZM198 111H199V109H198ZM205 111H206V107H205ZM215 111V109L213 108V112ZM91 112V111H90ZM181 112V111H180ZM185 112V111H184ZM190 112V111H189ZM235 112V111H234ZM239 112V111H238ZM175 113V112H174ZM182 113H183V111H182ZM186 113H188V111L186 112ZM244 113V112H243ZM242 113V114H243ZM248 113V112H247ZM246 113V114H247ZM249 113H251L250 111H249ZM248 113V114H249ZM93 114V113H92ZM105 114V113H104ZM114 113H112V115H113ZM132 114V113H131ZM197 114V113H196ZM195 114V115H196ZM216 114V113H215ZM232 114V113H231ZM236 114V112L234 113V115ZM239 114V113H238ZM238 114H236L235 115V118L237 117V115ZM98 115H100V114H98ZM173 115V114H172ZM182 115V114H181ZM185 115V114H184ZM241 115V114H240ZM239 115V116H240ZM256 115V114H255ZM102 116V115H101ZM111 116V115H110ZM131 116H133V115H131ZM130 116V117H131ZM187 116V115H186ZM247 116V115H246ZM250 115H248V117H249ZM121 117V116H120ZM120 117H118V118H120ZM171 117V116H170ZM98 118V117H97ZM181 118V117H180ZM251 118H253V117H251ZM132 119V118H131ZM131 119H129V120H131ZM137 119V118H136ZM183 119V118H182ZM75 120V119H74ZM78 120V119H77ZM97 120H99V119H97ZM117 120V119H116ZM119 120V119H118ZM134 120V119H133ZM130 121V122H134V121ZM172 120V119H171ZM175 120V119H174ZM173 120V121H174ZM240 120V119H239ZM256 120H258V119H256ZM261 120V119H260ZM100 121V120H99ZM172 121V122H173ZM180 121V120H179ZM181 121H183V120H181ZM250 121V120H249ZM76 122V121H75ZM115 122H118V121H115ZM129 122V123H130ZM241 122H242V120H241ZM254 122H256V121H254ZM74 123V122H73ZM94 123V122H93ZM144 125H145V122L143 123ZM246 124H248V122L246 123ZM258 124V123H257ZM119 125H121V124H119ZM129 125V124H128ZM147 126H148V122H147V124H146ZM145 125V126H146ZM235 125H237V128H235ZM238 125L240 126V127H238ZM116 126V125H115ZM118 126V125H117ZM122 126V125H121ZM134 126H135V124H134ZM146 126V127H147ZM245 126V127H244ZM131 128H132V125H131ZM254 128V127H253ZM133 129V128H132ZM249 129V128H248ZM120 130V129H119ZM122 130V129H121ZM129 131V130H128ZM127 131V132H128ZM224 131V132H225ZM230 131V132H231ZM256 131V130H255ZM261 131V130H260ZM129 132H131V131H129ZM128 132V133H129ZM137 132V133H136ZM230 132H228V134L230 133ZM246 132V131H245ZM250 132V131H249ZM252 132V131H251ZM125 133V132H124ZM253 133V132H252ZM257 133H259V132H257ZM155 134V133H154ZM154 134H151V135H146V133H144L143 131H141L140 129L137 131V130H135V134L132 136V137H130V138H133L134 137V139H133V142H131L130 140V142L131 143H133V144H131V145H133V146H131V150H132V152L135 154V156H137V157H141V156H143L144 155V153H143V155H141L140 156V154H142L141 152H140V148H138V144L137 143H139V142H145L144 141V139L146 140V144H150L152 141H154L156 138H155V135ZM158 135L157 136H159L160 134L159 133H157ZM233 134V133H232ZM235 134V133H234ZM239 134V133H238ZM241 134V133H240ZM255 134V133H254ZM128 135V134H127ZM129 135H131V134H129ZM242 135V134H241ZM250 135H251V133H250ZM250 135H249V137H250ZM257 135V134H256ZM31 136V135H30ZM156 136V137H157ZM161 136V135H160ZM235 136H236V134H235ZM32 137V136H31ZM34 137V136H33ZM81 137V136H80ZM239 137H241V136H239ZM246 137V136H245ZM260 137H262V136H260ZM259 136H257V138L259 139L260 138ZM87 138V137H86ZM129 138V139H130ZM227 138V137H226ZM257 138H255V139H257ZM88 139V138H87ZM86 139V140H87ZM251 139V138H250ZM257 139V140H258ZM36 140V139H35ZM106 140V139H105ZM125 140V139H124ZM128 140V139H127ZM132 140V139H131ZM142 140V141H141ZM157 140V139H156ZM155 140V141H156ZM161 140V139H160ZM228 140H231V139H228ZM74 141H76V140H74ZM107 141V140H106ZM158 141V140H157ZM255 141V140H254ZM262 141H264V140H262ZM77 142V141H76ZM104 142V141H103ZM126 142H128V141H126ZM260 143L259 144H261V138H260V141H259ZM31 143V142H30ZM88 143H90L89 141H88ZM97 143V142H96ZM129 143V142H128ZM158 143V142H157ZM45 144V143H44ZM78 144V143H77ZM109 144V143H108ZM192 144V143H191ZM262 144H264V142H262ZM36 145H38V144H36ZM158 145V144H157ZM188 145H190V144H188ZM130 146V145H129ZM140 146V145H139ZM259 147H261L260 145H258ZM40 147H41V144H40ZM89 147H90V149L92 150V151H94L95 153H97V154H99V155H101L103 158H105V160H108V161H110V160H112V159H114V158H116L115 156H110L109 155V153L112 151V149H113V146H111V145H105V144H102V145H98V144H93V145H91V144H89ZM170 147V146H169ZM169 147H168V155L167 156H161L160 154H159V152L158 153H156V151L155 152H153V150L152 149H155L156 148V145H155V148L153 147V148H151V150L149 151V154L150 155H157V156H159L160 158H159V162H156L155 163V161L153 162V163H149V162H147V160L146 161H144V160H131V159H133V158H131V159H128V162H126V164H128V165H125V166H128V167H132V166H139L140 168H141V170H143L145 173H147V175H148V178L147 179H149L150 178V173L148 174V172H150V170H152V168L153 167H155V166H161V165H163V164H165V163H167V161H171V160H176V161H179L180 159H182V158H185V155L186 154H188L187 152L188 151H185V150H183V152H176V150H175V152H173V151H170L169 150ZM44 148H45V146H44ZM43 148V149H44ZM53 149H54V147H52ZM143 148V147H142ZM158 148V147H157ZM186 148V147H185ZM64 149H65V147H64ZM67 149V148H66ZM130 149V148H129ZM173 149V148H172ZM175 149H176V147H175ZM184 149V148H183ZM47 150V149H46ZM62 150H63V148H62ZM127 150V149H126ZM174 150V149H173ZM188 150V149H187ZM195 150V149H194ZM258 150V149H257ZM123 151V150H122ZM180 151H181V149H180ZM191 151V150H190ZM50 152V151H49ZM195 152V151H194ZM63 153V152H62ZM124 153V152H123ZM147 153V152H146ZM192 153V152H191ZM255 154V153H254ZM262 154H264V152H262ZM40 155V154H39ZM112 155V154H111ZM113 155H115V154H113ZM128 155V154H127ZM191 155V154H190ZM38 156V155H37ZM134 156V155H133ZM145 157V156H144ZM190 157V156H189ZM188 157V158H189ZM252 157V156H251ZM250 157V158H251ZM52 158V157H51ZM186 158H187V155H186ZM187 158V159H188ZM249 158V157H248ZM247 158V159H248ZM249 158V159H250ZM50 159V158H49ZM55 159V158H54ZM143 159V158H142ZM153 159V158H152ZM253 159V158H252ZM258 159V158H257ZM149 160V159H148ZM200 160H202L201 158H200ZM251 160V159H250ZM125 161H127L126 160V158H125ZM156 161H158V160H156ZM175 161V162H176ZM182 161H183V159H182ZM255 161V160H254ZM189 162V161H188ZM208 162V161H207ZM250 162V161H249ZM248 162V163H249ZM50 163V162H49ZM170 163V162H169ZM179 163V162H178ZM199 163H200V161H199ZM206 163V162H205ZM244 163V162H243ZM38 164V163H37ZM124 164V163H123ZM210 164V163H209ZM240 164V163H239ZM256 164H257V161H256ZM41 165V164H40ZM249 165V164H248ZM43 166V165H42ZM51 166V165H50ZM53 166V165H52ZM117 166H119V165H117ZM124 166V167H125ZM177 167H178V165H176ZM188 166H190V165H188ZM205 166V165H204ZM206 166H207V164H206ZM209 166V165H208ZM217 166V165H216ZM215 166V167H216ZM249 166H251V165H249ZM253 166V165H252ZM255 166V165H254ZM259 166H260V164H259ZM65 167V166H64ZM194 167V166H193ZM193 167L192 166H190V167H188V170H187V168L185 169V171H189L190 173H191V170L193 169ZM213 166L211 165V167L210 168H212ZM234 167H235V165H234ZM242 167V166H241ZM40 168H42V167H40ZM45 168V167H44ZM53 168V167H52ZM120 168V167H119ZM127 168V167H126ZM133 168V167H132ZM165 168V167H164ZM179 168V167H178ZM198 168V167H197ZM208 168V167H207ZM217 168V167H216ZM215 168V169H216ZM250 168V167H249ZM256 168H259V167H257L256 166ZM50 169V168H49ZM114 169H115V167H114ZM114 169H112V170H114ZM227 169H229V166L227 167ZM42 170V169H41ZM64 170V169H63ZM123 170V169H122ZM137 170H139L138 168L136 169V171ZM172 170V169H171ZM193 170H196V169H193ZM198 170V169H197ZM213 170V169H212ZM211 170V171H212ZM235 170V169H234ZM260 170V169H259ZM54 171V170H53ZM57 171V170H56ZM61 171V170H60ZM123 171H125V170H123ZM169 171V170H168ZM215 171V170H214ZM213 171V172H214ZM217 171V170H216ZM251 171V170H250ZM59 172V171H58ZM63 172H65V170L63 171ZM165 172L167 173V171L165 170ZM202 172H203V170H202ZM259 172H261V171H259ZM46 173V172H45ZM53 173V172H52ZM57 173V172H56ZM137 173H138V171H137ZM140 173V172H139ZM156 173H158V172H156ZM160 173V172H159ZM197 173V172H196ZM199 173V172H198ZM13 174V173H12ZM153 173H151V175H152ZM195 174V173H194ZM211 175H214V174H212V173H210ZM209 174V175H210ZM54 175H56V174H54ZM54 175H52V176H54ZM139 175V174H138ZM143 175V174H142ZM164 175V174H163ZM197 175V174H196ZM201 175V174H200ZM262 175H264V174H262ZM46 176H49V175H47L46 174ZM45 176V177H46ZM52 176H50V177H52ZM141 176V175H140ZM140 176H139V178H140ZM145 176V175H144ZM154 176H155V174H154ZM158 176V175H157ZM173 175H171V177H172ZM227 176V175H226ZM231 176V175H230ZM233 176H234V173H233ZM122 177V176H121ZM136 177V176H135ZM147 177V176H146ZM151 177H153V175L151 176ZM173 177H175V176H173ZM48 178V177H47ZM62 178V177H61ZM114 178V177H113ZM138 178V179H139ZM159 178V177H158ZM161 178V177H160ZM191 178V177H190ZM213 178V177H212ZM224 178V177H223ZM226 178V177H225ZM227 178H229V176L227 177ZM231 178H233V177H231ZM66 179V178H65ZM118 178H116V180H117ZM127 179H130V180H133L134 181V179H132V178H129V177H127V178H121L120 179V181L119 182H117L116 184L118 185V186H121V187H124L125 186V182L127 181ZM137 179V178H136ZM184 179V178H183ZM186 179V178H185ZM184 179V180H185ZM197 179V178H196ZM156 179H154V181H155ZM176 180V179H175ZM187 180V179H186ZM213 180V179H212ZM211 180V181H212ZM224 180V179H223ZM66 181H67V179H66ZM118 181V180H117ZM136 181V180H135ZM134 181V182H135ZM139 180H137V182H138ZM145 181V180H144ZM164 181V180H163ZM168 181V180H167ZM189 181V180H188ZM191 181V180H190ZM210 181V182H211ZM228 181H229V179H228ZM55 182V181H54ZM63 182V180L61 181V183ZM159 182V181H158ZM157 182V183H158ZM172 181H170V183H171ZM193 182V181H192ZM199 182H200V179H199ZM199 182H197V184L199 185ZM224 182V181H223ZM57 183V182H56ZM143 183V182H142ZM149 183V187L155 192V193H157L162 199H163V201L165 202V206H168V208H167V210H160V211H158L157 213H156V216L155 217H153V218H148V219H150L149 221L152 223V227H153V229H154V233L152 234L153 236H151L150 234L153 232H151L149 235L152 237H150L151 239H153V237H154V239H155V241L157 240V241H160V243H161V238H166V237H168L167 235H168V233L170 232V234H174V236H175V238L177 239V241H178V244L176 245V247H170V249H166V248H164L165 249V251H164V253L163 254H160V255H164V256H166V257H170L171 258V260L172 259H174V260H178V261H181V262H187V261H190L191 259H193V258H196L195 259V261L196 260H198V261H200L201 262V264H210V262L211 261H214V256H215V254H216V246L214 245V246H212L213 245V243H212V245H211V247L210 246H208V245H206V241H207V239L209 238V236H207L208 238L205 240V238H204V233H205V231H208L210 228H211V225L212 224H210V222L211 223H213L212 221H209V219L210 218H213V217H210L209 219H208V217L206 216V214H204L200 209H199V211L198 212H196L195 210L193 211V208H192V205H191V199H192V197H191V195L193 194H191L189 191L188 192H182L181 193V197L179 198V197H177V196H175V195H169L170 194V190H165V188L163 187V189H162V186L161 187H157V188H155V186L153 187V183H151V185H150V182L148 181L146 184H148ZM160 183V182H159ZM166 183V182H165ZM167 183H169V182H167ZM173 183H175V182H173ZM182 183V182H181ZM191 183V182H190ZM233 183H234V181H233ZM236 183V182H235ZM184 184H185V182H184ZM188 183H187V181H186V185H187ZM224 184H225V182H224ZM237 184V183H236ZM24 185V184H23ZM169 185V184H168ZM182 185V184H181ZM180 185V186H181ZM185 185V186H186ZM188 185H190V184H188ZM249 185V184H248ZM252 185V184H251ZM259 185V184H258ZM257 185V186H258ZM54 186V185H53ZM77 186V185H76ZM79 186H81L80 188H84V186L83 185H79ZM169 187V186H168ZM172 187V186H171ZM170 187V188H171ZM174 187H175V184H174ZM194 187V186H193ZM199 187V186H198ZM224 187V186H223ZM226 187V189H224V193L227 195V205L224 207V209H225V212H226V214L228 215V213H230L229 214V216L226 218V220L223 222L224 223V226L222 225V227H225V231H226V234H228V237H229V235H230V233H231V225H232V223H231V221H233L232 220V218H233V216H234V210H235V207H236V205H237V202H239V205H240V201H239V199H237L236 200V196H235V193L233 192L234 190H233V188L229 185V184H227V186H225ZM248 187V186H247ZM21 188V187H20ZM78 188V187H77ZM169 188V189H170ZM177 188H179L178 186H177ZM183 188H184V186H183ZM187 188V190H188V188H190V187H186ZM255 188V187H254ZM84 189H86V188H84ZM172 189V188H171ZM175 189V188H174ZM185 189V188H184ZM191 189V188H190ZM249 189V188H248ZM74 190V189H73ZM80 190H82L83 191V189H79V191ZM180 190H182V189H180ZM186 190V191H187ZM196 190V189H195ZM194 190V191H195ZM254 190V189H253ZM86 191V190H85ZM173 191H175V190H173ZM3 192V191H2ZM14 192V191H13ZM177 192H179V191H177ZM206 192H208V191H206ZM247 192H248V190H247ZM6 193V192H5ZM15 193H17V192H15ZM18 193H19V195H18V197H20V198H22L23 197V199L26 197V196H28L27 195V192L23 189V188H21L19 191H18ZM17 193V194H18ZM80 193V192H79ZM106 193H107V191H106ZM173 193V192H172ZM180 193V192H179ZM178 193V194H179ZM13 194V193H12ZM78 194V193H77ZM108 194V193H107ZM177 194V193H176ZM217 194V193H216ZM240 194V193H239ZM103 195V194H102ZM105 195V194H104ZM203 195H204V193H203ZM212 195V194H211ZM210 195V196H211ZM241 195V194H240ZM244 195V194H243ZM249 195V194H248ZM34 196V195H33ZM84 196V195H83ZM179 196H180V194H179ZM194 196V195H193ZM205 196V195H204ZM220 196V195H219ZM4 197H6V196H4ZM103 197V196H102ZM203 197V196H202ZM207 197V196H206ZM221 197V196H220ZM257 197V196H256ZM16 198V197H15ZM14 198V199H15ZM196 198V197H195ZM22 199V200H23ZM222 199V198H221ZM103 200V199H102ZM194 200H196V199H194ZM193 200V201H194ZM199 200V199H198ZM207 200V199H206ZM242 200V199H241ZM101 201V200H100ZM208 201V200H207ZM221 201V200H220ZM4 202V201H3ZM20 202V201H19ZM196 202H197V200H196ZM195 202V203H196ZM205 202V201H204ZM83 203V202H82ZM4 204V203H3ZM204 204V203H203ZM205 204H206V202H205ZM209 204V203H208ZM222 204V203H221ZM9 205V204H8ZM195 206V205H194ZM217 206V205H216ZM222 206H223V204H222ZM241 206V205H240ZM204 207V206H203ZM205 207H206V205H205ZM204 207V208H205ZM238 207V206H237ZM213 208V207H212ZM217 208V207H216ZM223 208V207H222ZM239 208V207H238ZM6 209V208H5ZM208 209H209V207H208ZM240 209V208H239ZM251 209V208H250ZM198 210V209H197ZM210 210H211V208H210ZM215 210V209H214ZM213 211V210H212ZM210 213V212H209ZM214 213H215V211H214ZM221 213H222V211H221ZM220 213V214H221ZM2 214V213H1ZM213 214V213H212ZM19 216V215H18ZM237 216V215H236ZM225 218V217H224ZM20 219V218H19ZM164 219H167L168 221H169V223L165 226V227H161L160 226V221L161 220H164ZM194 219L195 220H197V222H198V228H200L201 229V233L200 232H192V229H191V223H192V221H194ZM143 220H145V218L143 219ZM215 219H213V221H214ZM257 221V220H256ZM261 221H262V219H261ZM141 222V221H140ZM145 222V221H144ZM217 222H218V220H217ZM252 222V221H251ZM254 222V221H253ZM19 223H21V222H19ZM150 223V224H151ZM260 223V222H259ZM258 223V224H259ZM147 224V223H146ZM146 224H145V226H146ZM254 224H256V223H254ZM257 224V225H258ZM214 225V224H213ZM216 225V224H215ZM142 226V225H141ZM251 226H252V224H251ZM254 226V225H253ZM262 226H264V224H262ZM193 227V226H192ZM260 227V226H259ZM259 227H257V228H259ZM214 228H215V226H214ZM17 229V228H16ZM15 229V230H16ZM140 229V228H139ZM146 229H147V227H146ZM221 229V228H220ZM253 229V228H252ZM256 229V228H255ZM141 230V229H140ZM199 230V229H198ZM211 230H213V229H211ZM258 230V229H257ZM139 231V230H138ZM137 231V232H138ZM261 231V232H260ZM259 232H260V240L262 239V240H264V231H262V229L260 230ZM124 232H127V231H124ZM135 232V231H134ZM5 233V232H4ZM214 233V232H213ZM0 234H1V232H0ZM3 234V233H2ZM7 234V233H6ZM124 234V233H123ZM138 234V233H137ZM141 234V233H140ZM143 234V233H142ZM4 235V234H3ZM130 235V234H129ZM131 235H132V233H131ZM134 235V234H133ZM136 235V234H135ZM137 236V235H136ZM172 236V235H171ZM224 236H226V235H224ZM232 235H230V237H231ZM143 237V236H142ZM146 237V236H145ZM234 237V236H233ZM0 238H1V235H0ZM5 238H6V236H5ZM10 238V237H9ZM11 238H13V237H11ZM127 238H130V237H127ZM133 238V237H132ZM140 238V237H139ZM149 238V239H150ZM225 238V237H224ZM138 239V238H137ZM136 239V240H137ZM153 239V240H154ZM172 239V238H171ZM235 239V238H234ZM259 239V238H258ZM1 240V239H0ZM135 240V241H136ZM143 240V239H142ZM152 240V241H153ZM164 240V239H163ZM228 240V239H227ZM13 241H15V240H13ZM138 241H139V239H138ZM151 241V242H152ZM172 241V240H171ZM133 242V241H132ZM148 243H146V239H145V242L143 241V243H141V242H139V244L141 245V246H139V252H141L142 253V255H144V257L143 258H146L145 256L146 255H148L147 254V251L149 252L150 250H152L153 251V249L155 250V248H151L150 247V244H149V240L147 241ZM175 242V241H174ZM231 242V241H230ZM233 242V241H232ZM13 243V242H12ZM15 243V242H14ZM136 243V242H135ZM164 243V242H163ZM165 244H166V242H165ZM197 244H199V246L197 245ZM215 244V243H214ZM229 244V243H228ZM1 245V244H0ZM17 245V244H16ZM136 245V244H135ZM157 245H158V243H157ZM193 245H197L198 246V250L196 251V252H190L191 250L192 251H194V250H196V249H191V248H195V247H193ZM216 245H217V243H216ZM154 246V245H153ZM173 246V245H172ZM225 246V245H224ZM158 247H160V246H158ZM157 247V248H158ZM151 248V249H150ZM156 248V249H157ZM220 248V247H219ZM138 252V253H139ZM151 252V251H150ZM161 252H163V249H162V251ZM156 253V252H155ZM189 253H193V254H189ZM137 254V253H136ZM141 255V256H142ZM154 255V254H153ZM35 256V255H34ZM33 256V257H34ZM149 256H150V254H149ZM36 257V256H35ZM166 257H165V259H166ZM129 258V257H128ZM142 258V259H143ZM162 258V257H161ZM140 259H141V257H140ZM147 260H149V259H147ZM194 260V259H193ZM131 261V260H130ZM149 261H151V260H149ZM153 261V260H152ZM144 263H145V261H143ZM167 261H165V263H166ZM172 262V261H171ZM181 262H179V263H181ZM33 263V262H32ZM164 263V262H163ZM177 263V262H176ZM138 264V263H137ZM150 264V263H149ZM152 264V263H151ZM159 264V263H158ZM175 264V263H174ZM212 264V263H211Z\"/></svg>",
    "mask_w": 264,
    "mask_h": 264
}]
</instances>
